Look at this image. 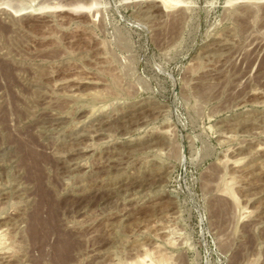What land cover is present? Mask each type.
<instances>
[{
	"label": "rangeland",
	"instance_id": "374dc122",
	"mask_svg": "<svg viewBox=\"0 0 264 264\" xmlns=\"http://www.w3.org/2000/svg\"><path fill=\"white\" fill-rule=\"evenodd\" d=\"M162 2L0 0V264H264V0Z\"/></svg>",
	"mask_w": 264,
	"mask_h": 264
},
{
	"label": "bare ground",
	"instance_id": "6f19581e",
	"mask_svg": "<svg viewBox=\"0 0 264 264\" xmlns=\"http://www.w3.org/2000/svg\"><path fill=\"white\" fill-rule=\"evenodd\" d=\"M164 1H165V4H164V5H166L167 7L170 8V7H171V6H170L171 3H170V2H166V0H163V2H164ZM163 2H162V3H163ZM166 6H165V7H166ZM172 6H173V5H172ZM238 162H239V161H238ZM235 163H236V162H235ZM235 165H236V164H235ZM35 167H36V166H35ZM231 181H232V180H231ZM226 183H227V182H226ZM228 183H229V182H228ZM226 187H227V186H226ZM228 188H229V187H227V189H228ZM230 189L232 190V191H230V192H233V188L231 187ZM230 189H229V190H230ZM225 191H226V190H225ZM227 193H228V192H227ZM236 197H237V196H236ZM236 197L233 198V199L235 200ZM237 199H238V198H237ZM45 201H46V200H45ZM42 203H43V202H42ZM45 204H46V203H45ZM46 206H47V205H46ZM40 207H41V206H40ZM37 209H38V208H37ZM35 211H37V210H35ZM40 211H41V210H40ZM53 211H54V210H53ZM35 213L38 214L39 212H35ZM47 213H48V212H47ZM37 214H35V215L33 214V215L36 216ZM49 215H50V214H49ZM34 216H33V217H34ZM37 216H38V215H37ZM49 217H50V219H51V216H49ZM34 218H35V217H34ZM36 218H38V217H36ZM36 218H35V219H36ZM39 218H40V217H39ZM47 219H48V218H47ZM53 219H54V218H53ZM38 220H39V219H38ZM41 220L43 221V219H41ZM30 221H31V220H30ZM32 222H33V221H32ZM36 222H38V221L36 220ZM36 222H35V223H36ZM39 222H41V221H39ZM55 222H56V221H55ZM35 223H34V224H35ZM49 223H50V221H49ZM52 223H53V222H52ZM39 224H40V223H39ZM56 224H57V223H56ZM56 224H55V225H56ZM30 225H31V224H30ZM32 225H33V224H32ZM51 225H52V224H51ZM54 227H55V226H54ZM28 228H29V227H28ZM43 228H44V227H43ZM51 228H52V227H51ZM36 231H37V230H36ZM29 232H35L34 229L32 228V226L29 228ZM51 233H52V232H51ZM55 233H56V232H55ZM29 234H30V233H29ZM46 234H47V233H46ZM56 234H57V233H56ZM33 235H34V234H33ZM30 236H32V235H30ZM2 238H3V236H2V234H0V246H2V245L4 244V243H3L4 238H3V239H2ZM32 238H34V237H32ZM63 239H64V238H63ZM65 241H66V240H65ZM4 242H5V241H4ZM41 243H42V242H41ZM56 245H57V244H56ZM3 246L5 247L6 245H3ZM61 248H62V247H60V249H61ZM74 248H75V247H74ZM145 252H146V251H145ZM46 254H47V253H46ZM48 254H50V253H48ZM57 254H58V253H57ZM51 256H52V255H51ZM151 256H152V255H149V254H146V253H145V256H144V257H142V258H138V259L135 260L133 263L131 262V263H129V264H169V263H168V261H169L168 258H167L168 261L164 260L165 258L163 257L164 259H159L158 262H155L153 259H151ZM153 256H154V255H153ZM52 257H53V256H52ZM154 257H155V256H154ZM149 259H150V260H149ZM156 261H157V259H156ZM124 264H125V263H124Z\"/></svg>",
	"mask_w": 264,
	"mask_h": 264
}]
</instances>
